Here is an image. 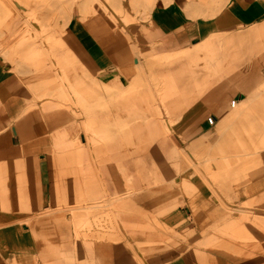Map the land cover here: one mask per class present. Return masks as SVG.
Returning a JSON list of instances; mask_svg holds the SVG:
<instances>
[{
    "label": "crops",
    "instance_id": "obj_1",
    "mask_svg": "<svg viewBox=\"0 0 264 264\" xmlns=\"http://www.w3.org/2000/svg\"><path fill=\"white\" fill-rule=\"evenodd\" d=\"M14 5L0 0V38L6 31L7 37L18 35L13 44H0V264H264V210L249 209L264 206V174L236 192L245 196L242 207L227 214L226 199H238L217 196L219 204L214 196L201 198L214 188L197 165L211 178L221 170L203 157L177 167V174L168 162L159 164L158 155L172 156L176 145L158 138L155 120L125 119L120 107L124 98L139 100L144 86L157 111L179 109L176 121L188 111L175 131L182 134L178 143L183 137L205 144L213 128L217 141L241 149L228 155L215 143L218 154L210 160L221 161L223 171L231 172L227 156L240 161L257 154L264 161V129L256 127L264 121L250 112L264 92V82L255 86L264 48L240 69L231 56L250 36L264 35V24L250 36H222L264 23V0H33L21 24L11 21ZM52 11L55 17L48 15ZM140 13L149 19L127 28ZM141 49L144 65L138 62ZM46 68L54 74L42 85L65 78L90 111L55 99L36 101L32 90L40 85L19 74ZM70 114L81 116L79 122ZM175 119L161 120L166 131ZM143 136L157 139V151L133 155L129 163L109 159L112 141L119 148ZM189 146L180 150L183 157ZM248 168L240 172L248 174ZM181 188L192 208L185 199L176 207ZM15 199L25 201L24 211H2ZM166 199L173 201L159 207L158 216L150 206ZM192 229L202 235L199 247L187 253L178 244L155 255L140 253L163 245L168 233L185 237ZM109 236L117 241H105Z\"/></svg>",
    "mask_w": 264,
    "mask_h": 264
},
{
    "label": "rangeland",
    "instance_id": "obj_2",
    "mask_svg": "<svg viewBox=\"0 0 264 264\" xmlns=\"http://www.w3.org/2000/svg\"><path fill=\"white\" fill-rule=\"evenodd\" d=\"M12 3H15V9L17 11V15H16V19L12 18L11 21L12 22H19L20 24L22 23V18L25 17V13L26 11L29 9V7L32 6V2L33 0H11ZM107 1V0H106ZM25 4H24V3ZM170 4V3H169ZM168 5V4H167ZM159 5L156 4L155 7H153V10L158 7ZM163 7V6H162ZM152 10V11H153ZM48 15L55 17L54 12L52 11L51 13H49ZM138 19H135L131 22V24H129L127 26V28L129 27H135L136 25H138L140 22H144L147 21L149 19V17L147 15H141V13L138 15ZM106 18V17H105ZM49 19V17H48ZM53 21V20H52ZM114 24V23H113ZM262 24L264 23H260L254 26H250V27H240L236 30H232V31H225L224 33H222V36L225 38H230L233 37L237 34H246L248 36L252 35V30L257 28L258 26H262ZM10 24V28H11ZM114 26L116 28H119L120 30L123 29L121 26H119L118 24ZM6 27H4L3 29H5ZM54 26H51V29H53ZM56 29V28H55ZM10 32V31H9ZM21 32V30H20ZM6 33H8L6 31ZM6 33L4 34V36L6 35ZM2 37V39L0 40V44H4V45H11L13 44L17 38L18 35L13 37V36H5ZM264 35H260V37H253L250 36V38H248L247 40H245V42L241 45H237L235 48H233V50H231V56L233 58L232 62L235 65V67L237 69H240L242 67H244V65L249 62L250 60H252L253 58L257 59L259 51L262 50L264 47ZM142 52L138 53V62H140V64L144 65L146 60V56H145V51L144 49ZM264 50V49H263ZM260 67H259V75L257 76V82L255 83L256 87H260L261 83L264 82V60H260ZM15 72V71H14ZM16 73V72H15ZM17 74V73H16ZM54 74V72L52 71V69L50 68H46L44 70H40V71H36V72H30L28 70H24L23 73H20L19 76H29L34 78L35 81V85L39 84V88L36 90H32L34 91V97L36 101H40V103L43 102H47V101H53V99H55L60 105H73L75 107H82L84 109V112L87 113L90 111V109L86 108L84 106V101L81 100L80 98V93L76 92L75 90H73L72 88H69L68 86H66V79H55L51 84H45L42 85L44 81H46L47 79L49 80L51 78V76ZM130 75H134V73L132 72L129 73L128 78L131 77ZM228 81L231 83L230 80L225 79L223 82ZM122 83H125L122 82ZM232 87L235 88L236 91H238V93L240 94V96L244 99L246 97V95L240 90V88H238V86H236L234 83L231 84ZM51 94H50V91ZM29 91L31 92V90L29 89ZM68 91H72V93H70V95H65V93H67ZM65 92V93H64ZM33 93V92H31ZM157 93V92H156ZM139 100L137 99H133L129 102L128 98H124L121 103L123 102L122 105H120V107L122 108V110L124 111V115L123 117L125 119H132L133 121H143V120H155L157 127L159 128V130H157L156 134H158V138H162V136H167L168 139L170 140V143H173L176 145L177 147V151L175 152V154H173L172 156H166L165 154H160L158 155L159 158H157L159 161V164H162V160L168 162L169 164H171L172 170L175 171V173L177 174V167L183 168L186 167L190 164H194L193 162L198 160V157L201 159L203 158H208L209 159V164L213 166L214 168H217L218 170L220 169L221 172L219 171V173L215 174L213 178L210 177V173L208 170H206L205 166L203 167L201 164L197 165V168L201 170V179L204 182H207L208 185L213 186L214 189H212L211 191L208 190V194L210 192V194L208 195V197L205 195V193L207 194V192L204 193L203 197L201 198H206L207 200L211 201L210 199H214V197L217 198V196L221 197V199H226L225 196L227 197H235V199L237 198V202L233 200L226 199V201L228 202L229 206H223V211H225V213L232 215V208L231 207H237L240 208L242 207V204L240 202V199L243 198L245 199V196L243 195V193H239L237 194L236 192L244 185L249 183L250 180L255 179L257 177H260L264 174V161L261 159L260 155H251L248 156L247 158H243L240 161H235L236 159L232 156H227L228 157V161L231 162L232 164V168H231V172H227V171H223L222 170V165L221 161H218L217 159H212L210 160L211 155H217V149L215 148V143L218 144L222 150L225 151L226 154L231 155L233 150H240V148H230V146H228V143L226 140L224 139H219L218 141L215 139L214 136V129L212 128L210 130V132L206 133L204 135L205 139L207 140V142L204 144H202V142H200V140H196L194 142L187 143L186 139L182 138V141H180V143L177 142L176 140V136H182V134H176L175 131L176 129H178V127L183 124L185 122V120L187 119V114L188 111L184 114L183 118L179 119L176 121V117H178L180 110H174V112H172L171 114H167V111H165L163 108H161V111L159 112V110L157 111L153 106H151L150 104L152 103L147 95V91L145 89V87H140V89L138 90V95ZM232 99L236 98V97H231ZM264 92L262 93V97L261 98H256L254 100V102L251 105L250 108V112L254 114L255 117H257L260 120L264 121ZM194 100V101H193ZM192 101L194 102L195 107L199 104V101H195V99H193ZM149 103V104H148ZM151 106V107H150ZM63 107V106H60ZM77 107V108H78ZM66 112L71 113L72 111L70 110V108H63ZM79 109V108H78ZM70 110V111H69ZM71 115V114H70ZM71 117L74 119V121L79 122L81 116H77V115H71ZM170 119H175V122L173 123H168V127L171 128V130L166 131L165 130V126L161 123V120H165L167 122H169ZM208 119V118H207ZM214 119V118H212ZM208 122V121H207ZM212 125V124H211ZM257 128H263L264 129V124H259L258 126H256ZM127 129H129V127H127ZM120 130H124L122 128H120ZM122 134V133H121ZM113 142V141H112ZM110 143L109 149L108 150V155H110V158L112 161H115L116 159H121L122 161H127L128 163L131 161L132 156L133 155H137V154H141V153H146L147 151H150L152 149H155L157 151L156 147V142L157 139H152L150 137H146L144 138V136L141 139H137L135 140L133 143L130 142H125V143H119V148H115V142ZM200 143L198 146L196 147H192L191 145H195V144ZM187 145H190L189 148L187 149V156L183 157L180 153V150L182 149H186ZM102 148H105V146H101ZM100 147V148H101ZM208 157H207V156ZM203 157V158H202ZM95 161L99 163L100 158L96 157ZM110 161V160H109ZM175 167V168H174ZM244 167H249V171L248 174H243L242 172H240V170H242V168ZM236 171H238L237 173H235ZM175 174V175H176ZM179 180V177L176 178V180ZM105 194H109L108 191L105 192ZM106 196V195H104ZM210 196V197H209ZM201 198H199L201 200ZM100 198H98L99 200ZM184 199L188 202L190 208L193 207L192 202L189 198V196L187 194H185L182 191V188L179 190V192L177 193L176 197H175V201H176V207L180 206V205H184L183 201ZM196 203L198 205V198H196ZM218 199V198H217ZM199 200V201H200ZM94 201H97V199H95ZM173 201V199L170 200H164L161 201V203L159 204H153L152 206H150V208L152 209V211L158 215L159 213V207H164L166 205H168L169 203H171ZM215 201V200H213ZM220 200L218 199V202ZM86 202H93V200H87ZM85 202V203H86ZM83 203V201H82ZM84 203V205H85ZM220 204V202H219ZM77 205H80V202L77 203ZM15 207L18 208L20 211H24L26 209V203L23 199H21L20 201H18L17 199L14 200V202L10 201V203L8 204L7 208H5V210L2 211H6L8 209H10L11 207ZM222 206V205H221ZM175 207V208H176ZM244 207V206H243ZM249 209L251 211L256 212H260L264 210V206L258 204V203H254L251 206H249ZM236 213V212H235ZM239 213V212H238ZM160 216V214L158 215ZM108 217V215H107ZM156 227L162 229L160 226L156 225ZM91 227L89 225H86L84 228V231H90ZM164 230V229H163ZM165 231V230H164ZM168 233V232H166ZM198 233V234H197ZM168 238L164 241L165 243L163 245H153V246H149V247H143L142 251L140 253H143L147 256L149 255H155V253H160L161 251H165L166 249H170L171 247L177 246V244L179 245L178 247L180 250V253H187L188 251H191L193 248L195 247H199L198 243H197V239L200 235H202V232H198L197 230H193L191 232H188L186 234L185 237H176V236H172L168 233ZM244 240V239H243ZM105 241H109V242H115L117 241V239L114 236H109L106 238ZM255 244V243H254ZM254 244L251 242L250 243V247L254 246ZM201 247V246H200ZM190 249V250H189Z\"/></svg>",
    "mask_w": 264,
    "mask_h": 264
},
{
    "label": "built area",
    "instance_id": "obj_3",
    "mask_svg": "<svg viewBox=\"0 0 264 264\" xmlns=\"http://www.w3.org/2000/svg\"><path fill=\"white\" fill-rule=\"evenodd\" d=\"M207 121H208L210 124H212V122H213L212 117H208Z\"/></svg>",
    "mask_w": 264,
    "mask_h": 264
},
{
    "label": "bare ground",
    "instance_id": "obj_4",
    "mask_svg": "<svg viewBox=\"0 0 264 264\" xmlns=\"http://www.w3.org/2000/svg\"><path fill=\"white\" fill-rule=\"evenodd\" d=\"M232 104H234V103H232Z\"/></svg>",
    "mask_w": 264,
    "mask_h": 264
}]
</instances>
